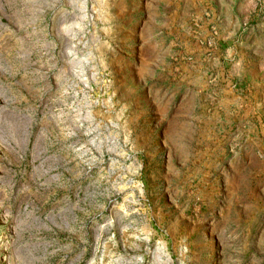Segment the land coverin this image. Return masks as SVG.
<instances>
[{
  "label": "rangeland",
  "instance_id": "374dc122",
  "mask_svg": "<svg viewBox=\"0 0 264 264\" xmlns=\"http://www.w3.org/2000/svg\"><path fill=\"white\" fill-rule=\"evenodd\" d=\"M0 264H264V0H0Z\"/></svg>",
  "mask_w": 264,
  "mask_h": 264
}]
</instances>
